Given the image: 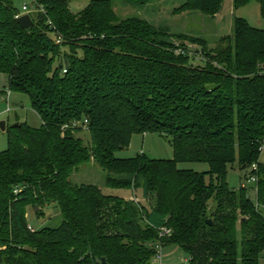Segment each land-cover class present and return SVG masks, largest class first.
<instances>
[{"label":"trees","instance_id":"trees-1","mask_svg":"<svg viewBox=\"0 0 264 264\" xmlns=\"http://www.w3.org/2000/svg\"><path fill=\"white\" fill-rule=\"evenodd\" d=\"M112 1L72 13L67 0H31L24 29L13 0H0V73L42 121L5 130L0 264H152L156 242L182 249L187 264H264V30L234 17L231 34L206 54L203 36L168 35L136 16L117 22ZM223 1L185 0L172 12L213 17ZM251 1L264 18V0H232L233 8ZM82 128L89 146L75 136ZM138 134L167 139L172 158L115 157ZM90 159L107 187L134 189L147 205L72 184ZM188 162L208 169L178 166ZM233 164L244 179L256 175L255 201L247 187H229ZM51 204L59 225L28 229L26 208L41 216Z\"/></svg>","mask_w":264,"mask_h":264},{"label":"rangeland","instance_id":"rangeland-1","mask_svg":"<svg viewBox=\"0 0 264 264\" xmlns=\"http://www.w3.org/2000/svg\"><path fill=\"white\" fill-rule=\"evenodd\" d=\"M69 9L72 13H77L82 10L90 0H67ZM185 0H154L146 4H130L125 0H113V11L120 22L129 17L136 16L144 19L154 25V30L160 27H166L168 35L170 33H186L199 35L206 38L208 44L203 48L206 54L208 49H214L219 45L220 40L232 32V21L234 17L245 19L252 27L264 30V18L260 15L259 4L256 1H251L248 4L233 8L232 0H224L219 11L213 17L202 14L201 12H182L173 14V9L179 6ZM14 6L21 11V7L26 4L31 8V0H13ZM173 44L179 45V39L173 37ZM189 44V41H184ZM192 44V43H191ZM193 50H201L197 42L192 45ZM204 54V52H203ZM212 57V55H209ZM197 57H201L200 54ZM194 65H201L202 59H194ZM0 122H5L6 127L12 126L15 123H27L29 126L38 128L41 124V118L31 108L29 97L26 94L12 91L9 89L8 78L6 74L0 73ZM81 124L78 123V126ZM0 128V152L7 147V132ZM75 136L80 137L83 143L90 145V136L85 128L75 132ZM136 154H145L149 158L171 159L173 156L172 146L168 140L157 134L133 135L129 146L115 153L117 158H131ZM260 161L264 163V150L260 154ZM183 169H191L197 172L207 171L206 163L188 162L179 164ZM244 170H240L236 164L230 165L227 169V183L230 188L238 189L244 181ZM106 173L92 160L84 165H81L78 170H75L69 176L72 184H94L98 186L105 194L116 196H126L132 194V199L139 198L140 202L146 203L137 191L119 190L109 188L105 185ZM253 184H248L247 189L251 200L255 201V192L252 190ZM128 197V196H127ZM53 210V204L44 210V215L36 216L31 207L26 208V218L33 229L39 230L42 227H56L60 223V217ZM160 235V234H159ZM188 254L176 246H165L161 250V259L152 262V264H187Z\"/></svg>","mask_w":264,"mask_h":264},{"label":"built area","instance_id":"built-area-1","mask_svg":"<svg viewBox=\"0 0 264 264\" xmlns=\"http://www.w3.org/2000/svg\"><path fill=\"white\" fill-rule=\"evenodd\" d=\"M38 10L43 11L42 8H39ZM29 11H30V9L28 8V6H27L26 4H24V5L21 7V11H19V12L15 15V18L17 19V18H19V17H20L21 15H23V14H28ZM49 23H51V21H49ZM61 40H62V37H61V35L58 34V35L56 36V42L59 43V42H61ZM65 71H66V70L63 69V72H65ZM72 126H75V123H73ZM65 127H66V126H64V127H62V128L64 129ZM263 150H264V143H263L262 146H260V148H259V151H260V152H262ZM256 169H257V164H256V163L252 164L251 167H250V170H251V171H253V170L255 171ZM256 180H257L256 175H255V174H251V173H249L248 176H247V178L244 179V181L241 183V185H242L243 187H247L248 184H253V185H255ZM21 190H22V187H21V186H19V187L17 186V187H15V188L13 189V193H14V194H18ZM28 229H30L31 231L34 230V229L32 228L31 225H28ZM168 233H169V230H167L166 228H161V229H160V235H161V236L166 235V234H168ZM155 248H156L157 252H156L155 256L153 257V261H154V262H156V261H158V260L161 259V250H162V246H161V244H160L159 242H156V244H155Z\"/></svg>","mask_w":264,"mask_h":264},{"label":"water","instance_id":"water-1","mask_svg":"<svg viewBox=\"0 0 264 264\" xmlns=\"http://www.w3.org/2000/svg\"><path fill=\"white\" fill-rule=\"evenodd\" d=\"M17 22L24 29L29 28L32 24L29 14L21 15L19 18H17ZM18 124L19 123H15V124H13V126H17ZM0 128L2 130H5V122H0ZM207 221L209 224H211V220H207Z\"/></svg>","mask_w":264,"mask_h":264},{"label":"crops","instance_id":"crops-1","mask_svg":"<svg viewBox=\"0 0 264 264\" xmlns=\"http://www.w3.org/2000/svg\"><path fill=\"white\" fill-rule=\"evenodd\" d=\"M128 196V197H127ZM126 199H132V194H130V193H128L126 196H124ZM136 198V200L137 201H140L139 200V198H137V197H135ZM55 211H56V209H55ZM30 225V224H29ZM154 262V261H153ZM159 264L161 263V262H158Z\"/></svg>","mask_w":264,"mask_h":264}]
</instances>
